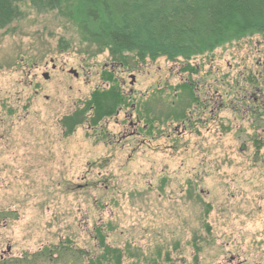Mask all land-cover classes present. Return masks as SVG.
I'll use <instances>...</instances> for the list:
<instances>
[{
  "label": "rangeland",
  "instance_id": "374dc122",
  "mask_svg": "<svg viewBox=\"0 0 264 264\" xmlns=\"http://www.w3.org/2000/svg\"><path fill=\"white\" fill-rule=\"evenodd\" d=\"M18 4L0 31V258L92 255L101 227L123 264H264V107L246 111L264 104V35L140 61ZM116 91L117 124L91 128L92 99ZM131 104L142 145L120 141Z\"/></svg>",
  "mask_w": 264,
  "mask_h": 264
},
{
  "label": "trees",
  "instance_id": "16d2710c",
  "mask_svg": "<svg viewBox=\"0 0 264 264\" xmlns=\"http://www.w3.org/2000/svg\"><path fill=\"white\" fill-rule=\"evenodd\" d=\"M25 1L36 13L53 12L71 21L85 41L114 56L128 53L140 61L187 60L243 35H264V0ZM21 16L18 0H0V31ZM110 96L92 99L96 106L92 123L114 113L122 98L117 91ZM83 116L79 113L77 125ZM94 234L97 246L92 255L60 244L0 264H123V251L106 244L102 228L97 227Z\"/></svg>",
  "mask_w": 264,
  "mask_h": 264
},
{
  "label": "flooded vegetation",
  "instance_id": "af4514ba",
  "mask_svg": "<svg viewBox=\"0 0 264 264\" xmlns=\"http://www.w3.org/2000/svg\"><path fill=\"white\" fill-rule=\"evenodd\" d=\"M54 68H55V66H52V69H54ZM111 68L114 69L115 67H111ZM104 69H106V68H104ZM111 71H113V70H111ZM133 83H134V77L131 76V84H133ZM183 83L185 85H188V84H186L187 82H185V81H183ZM120 85L122 87V86H124V83L122 82V83H120ZM189 86H191V83H189V85L187 87H189ZM117 92L120 94V96H121L122 99H120V103L115 106L114 113L111 115V116H114L115 117V120H116L115 123L116 124H117L118 115L121 113V111H123V108H124V111L126 109L125 103H126V99H127L122 94V92H120V91H117ZM260 103H262V105L264 107L263 102L262 101L259 102L258 99L254 97L253 100H252L251 105L246 109V111L249 112V113H252V112L254 113V112H257L259 110V112H260V108H262V107H260ZM93 104L91 103V105L89 107V111L91 109H93V108H96L94 102H93ZM215 104L218 105V103H215ZM206 106H207V104H206ZM217 108H220V107L218 106ZM213 111L214 110H212L210 113H213ZM133 115H136V108H135V106L133 104H131L130 107H129V112H127V113L124 112V115H123V118H122L123 119L122 120L123 121V124L122 125H123L124 130H123V135H122L120 141L122 139L124 141H128V140H137L139 138L140 139L139 140V143H140V145H142L143 144V139H141L140 136H141V134L142 135L144 134L147 137V135H148V133H147L148 132V130H147V124L142 125L141 124V121H140V119L138 118L137 115L134 117V121H133V119H132ZM111 116H108V117L103 118L98 123H92L91 122V124H92V125L90 124L91 125V128L92 127L95 128L96 127V124H99L101 122H104L105 120H108ZM184 119L181 118V121L178 123L177 128L180 127V125H182V124H184L186 122H189V121H186ZM182 129L185 131L186 130V127L183 126ZM8 260H10V259H8ZM0 261H6V260H3V257H1L0 258Z\"/></svg>",
  "mask_w": 264,
  "mask_h": 264
},
{
  "label": "water",
  "instance_id": "95a60500",
  "mask_svg": "<svg viewBox=\"0 0 264 264\" xmlns=\"http://www.w3.org/2000/svg\"><path fill=\"white\" fill-rule=\"evenodd\" d=\"M70 73H71L74 77L77 76L75 72H70ZM43 78H44L45 80L48 79L47 74H44V75H43Z\"/></svg>",
  "mask_w": 264,
  "mask_h": 264
}]
</instances>
